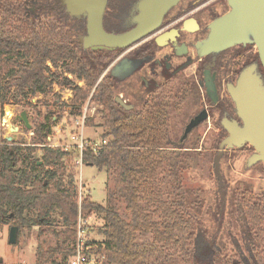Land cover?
Wrapping results in <instances>:
<instances>
[{
    "label": "trees",
    "instance_id": "1",
    "mask_svg": "<svg viewBox=\"0 0 264 264\" xmlns=\"http://www.w3.org/2000/svg\"><path fill=\"white\" fill-rule=\"evenodd\" d=\"M26 1L0 0V107L20 101L31 105V98L49 95L54 85L72 90L73 109L88 99L99 105L101 139L106 143L96 153L83 149L81 161L106 170L109 180L106 205L90 194L79 195L76 163L65 162L79 152L74 146H50L46 124L34 126L27 146L0 140V223L18 226V238L22 230L38 225L39 234L50 233L59 242L46 249L38 245L34 264H67L78 222L92 214L103 220L98 228L103 240L89 241L97 245L93 252L104 256L103 264H175L176 255L190 256V264H264L258 249L264 248V196L243 193L238 229L245 250L235 236V251L221 245L218 237L210 238L204 227L195 225L180 186L179 171L191 151L172 150L185 146L164 138L163 123L152 117L131 118L130 111L114 101L111 84L116 78L107 74L98 81L108 62L97 58L98 52L70 43L63 26L46 17L26 16ZM67 74L84 86L74 84ZM85 124L92 125L93 118H85ZM36 149L42 153L39 160L32 157ZM159 168V181L171 185L167 199L158 187ZM55 211L62 223L57 231L50 227Z\"/></svg>",
    "mask_w": 264,
    "mask_h": 264
},
{
    "label": "flooded vegetation",
    "instance_id": "2",
    "mask_svg": "<svg viewBox=\"0 0 264 264\" xmlns=\"http://www.w3.org/2000/svg\"><path fill=\"white\" fill-rule=\"evenodd\" d=\"M143 1L107 0L102 15L103 29L119 33L133 28ZM29 3L37 6L36 0H29ZM169 3L168 9L152 30L129 46L113 50L82 46L81 38L87 34V17L74 14L64 0H48L49 8L37 13L34 12L37 8L34 9L33 5L30 12L27 11L26 1L24 11L26 16H35L39 19L46 17L51 23L63 26L68 40L78 49L98 52L97 58H101L102 62H108L109 67L106 65L108 70L105 75L109 74L116 78L111 84L113 92L122 81L130 78V99H123L115 93L113 98L124 110L130 111L131 118L141 116L145 121H149L152 117L155 122L165 125L164 138L179 144L187 141L200 126L204 125L207 126L206 132L210 129L216 130L219 144L228 135L222 125L224 119L234 120L241 125L235 104L228 92L229 85H234L240 72L251 66L264 84V65L257 46L258 42L264 43V0H169ZM236 4L239 5L248 23L243 28L244 39L219 51L201 53L198 43L208 35L211 24L220 16L232 13ZM251 27L252 29L248 31ZM253 28H259L260 32L254 31ZM122 52L123 55L118 57ZM121 71L122 74L119 75ZM68 75L81 81L73 74ZM116 96L130 105V108L119 104L115 100ZM68 108L69 115L79 112V108L73 109L71 106ZM50 114L52 119L48 118L47 113L49 120L58 117L51 111ZM200 114L201 121L180 142L187 123ZM15 116L14 114L11 120H15ZM171 117L175 123L182 125L178 136L171 132L170 125L174 124ZM33 129L34 126L27 130L30 140ZM48 138L50 142V133ZM17 143L21 145V142ZM244 145L254 152L251 145L248 143ZM171 149L196 151L197 148L185 146ZM243 249L245 250V246ZM258 249L264 263V248L261 246Z\"/></svg>",
    "mask_w": 264,
    "mask_h": 264
},
{
    "label": "rangeland",
    "instance_id": "3",
    "mask_svg": "<svg viewBox=\"0 0 264 264\" xmlns=\"http://www.w3.org/2000/svg\"><path fill=\"white\" fill-rule=\"evenodd\" d=\"M27 2V11L30 12L33 4L29 3V0ZM36 5V7L33 5L34 9L37 8L34 11L35 13L49 8L48 0H36ZM123 53H120L118 57H121ZM107 66L102 71L98 81L107 72L109 67ZM51 69L54 70V68ZM121 74L122 71L119 72V75ZM70 76L71 78L69 77V79L74 84L78 85V82H80L79 85L84 86L82 80L78 81L72 75ZM53 88L54 91L47 96L37 94L31 98V105H26L23 101H20L9 102L0 107V140L3 139V134H5V136L12 137V140H7L8 142H21V146H27L30 142L28 129L22 124H18L14 119L10 120L9 124L7 121L2 122L5 113L9 112L14 116V114L17 115L24 110L31 125L30 129L37 123L42 122L49 126L50 146L65 144L69 148H72L73 142L70 136L81 131L86 142L91 140L99 141L104 131V128L101 126L100 115L97 111L99 105L87 100L80 107L79 112L69 115L68 106L73 97V92L69 88L59 85H55ZM54 93L59 96V101H55L57 99L54 97ZM114 93L115 95L122 96L123 99H130V78L122 81L116 87ZM45 102L46 104H44ZM48 110L57 114L58 117L54 120L47 119ZM84 115L86 118H93L92 125L85 124L84 120L82 127L81 123ZM7 118L9 117L7 116ZM171 118L172 122H174V124L170 125L171 132L178 136L182 125L175 123L176 121L173 120V117ZM11 124L18 129L11 130L10 128H13ZM206 127L204 125L200 126L183 143L184 146H195L197 149L196 151L189 152L187 164L179 171L180 186L182 187V191H184L185 201L188 203L187 207L192 213L195 225L204 227L205 233L210 238L213 236L218 237L217 240L221 245H229L230 249L235 251L236 249H234L231 239L235 236L240 241L238 226L242 225L239 219H242L241 206L245 201L243 193L246 192L257 197L264 196V165L261 162L247 165L246 160L253 150L247 148L246 145L240 148L227 149L223 151L219 160V180L213 172V158L217 152L219 142L216 138L217 132L211 129L206 132ZM41 154V150L36 149L32 157L39 160ZM65 162L67 165L76 163V179L78 181L79 195L90 194L93 201L102 206L106 205L107 187L109 185L107 171L98 170L93 165L82 163L79 156L75 159L73 157L67 158ZM160 169H158L159 175L157 177L159 182L158 187L162 189V198L167 199L171 185L170 183L162 184L159 181L163 175V171ZM120 211L124 212L123 206L120 208ZM51 220V229L57 231L62 228L58 211L51 214ZM102 224V218L94 214L86 220L82 219L81 226L84 230V240L101 242L103 235L99 233L98 228ZM9 229L10 224L0 223V259L3 260L4 264H34L35 250L38 245L46 249L59 243L50 233L39 234L38 225H33L29 230L27 228L22 230L16 244L11 245L8 242ZM243 245V241L241 240L240 246L242 248ZM190 250L193 251V248L191 247ZM176 256L175 264H190L186 262L187 260H191L190 256H187L185 259H182L179 255Z\"/></svg>",
    "mask_w": 264,
    "mask_h": 264
},
{
    "label": "water",
    "instance_id": "4",
    "mask_svg": "<svg viewBox=\"0 0 264 264\" xmlns=\"http://www.w3.org/2000/svg\"><path fill=\"white\" fill-rule=\"evenodd\" d=\"M64 1L70 5L74 14H82L87 17V34L81 38L82 46L84 48H108L110 50L127 47L136 39L146 35L159 23L170 4L169 0H144L136 17V25L131 29L114 33L107 32L102 27V15L107 0ZM246 24H248L247 20L245 21L239 5H234L232 13L222 15L214 20L208 35L198 43L199 51L203 54L219 51L242 41L245 36L243 28ZM251 29L252 27L248 31ZM254 31L259 33L260 29L255 28ZM257 46L264 65V43L258 42ZM228 92L235 104V110L241 120V125L234 120L224 119L222 121L228 135L218 144L217 152L213 158V172L219 180V160L223 151L227 149L239 148L248 143L253 147L254 152L249 156L247 165L255 162H261L264 165V84L255 73L254 67H246L242 70L235 84L229 85ZM115 100L125 108H130V105H127L119 96H116ZM201 119L200 114L187 123L180 142ZM15 120L22 122L26 129L31 128L26 111L23 110L17 114ZM10 129L17 130L18 128L15 126ZM4 138L12 140L10 136ZM17 240L18 226L12 225L8 233V242L14 245ZM2 262L3 260L0 259V264Z\"/></svg>",
    "mask_w": 264,
    "mask_h": 264
},
{
    "label": "built area",
    "instance_id": "5",
    "mask_svg": "<svg viewBox=\"0 0 264 264\" xmlns=\"http://www.w3.org/2000/svg\"><path fill=\"white\" fill-rule=\"evenodd\" d=\"M48 65L50 66V64H48ZM66 76L68 78L69 77L71 78V76L68 74ZM79 84H80V82H78V85ZM65 90H68V89H65ZM53 91H54V88H53ZM86 106H87V104H86ZM12 116H13L12 113H10V116H8L9 118H7V114L5 113V116L3 117V122L7 121V123L9 124L10 120L12 119ZM85 118H86V116L84 115L82 118V123H81L82 127H83ZM3 125L5 126V124H3ZM70 139L73 142V145H71V146H74L77 149V151L79 152L80 161H81V154H82L83 149L90 148L94 153H96L98 151V149L100 148V146L102 144L106 143V139H100L99 141L91 140V141L86 142V140H84L82 131L78 132L77 134L76 133L72 134L70 136ZM59 145L60 144H58V146ZM61 146L65 150L69 149V146H67L65 144H63ZM83 231L84 230L81 226V220H79L77 241L75 244L74 253L68 258L67 264H103L104 256L101 254H95L93 252L94 248H96L97 245L89 244L88 240L87 241L84 240Z\"/></svg>",
    "mask_w": 264,
    "mask_h": 264
},
{
    "label": "bare ground",
    "instance_id": "6",
    "mask_svg": "<svg viewBox=\"0 0 264 264\" xmlns=\"http://www.w3.org/2000/svg\"><path fill=\"white\" fill-rule=\"evenodd\" d=\"M7 116H10V113L9 112H7Z\"/></svg>",
    "mask_w": 264,
    "mask_h": 264
},
{
    "label": "crops",
    "instance_id": "7",
    "mask_svg": "<svg viewBox=\"0 0 264 264\" xmlns=\"http://www.w3.org/2000/svg\"><path fill=\"white\" fill-rule=\"evenodd\" d=\"M5 137V134H3V138Z\"/></svg>",
    "mask_w": 264,
    "mask_h": 264
}]
</instances>
